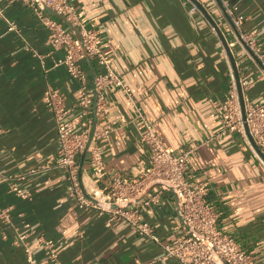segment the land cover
I'll list each match as a JSON object with an SVG mask.
<instances>
[{"label": "crops", "instance_id": "1", "mask_svg": "<svg viewBox=\"0 0 264 264\" xmlns=\"http://www.w3.org/2000/svg\"><path fill=\"white\" fill-rule=\"evenodd\" d=\"M219 1L69 0L80 23L99 31L112 69L162 142L178 154L192 150L186 176L208 188L218 230L264 264V165L236 133L209 141L221 128L230 67L235 78L248 77L251 103L264 101V76L237 50L232 52L236 71L225 57L209 20L224 39L231 38ZM225 1L237 7L241 29L256 31L264 41V0ZM192 4L199 12L190 11ZM0 9V174L6 178L0 181V264H29L28 254L37 264H53L51 254L61 264H179L124 221L107 225L106 214L77 209L61 171L29 174L54 163L57 152L52 115L42 102L45 89H58L70 107L78 85L63 67L52 69V58L61 52L48 55L46 29L33 12L20 3H0ZM5 20L16 30H8ZM82 66L89 80L99 71L94 60ZM106 101L100 125L108 133L99 141L106 176L94 183L86 155L80 156L86 187H102L109 177L141 179L150 168L130 101L114 88ZM13 186L28 197L18 196ZM157 191L153 186L145 197ZM160 192L161 203L139 210L167 245L180 223L171 193Z\"/></svg>", "mask_w": 264, "mask_h": 264}, {"label": "built area", "instance_id": "2", "mask_svg": "<svg viewBox=\"0 0 264 264\" xmlns=\"http://www.w3.org/2000/svg\"><path fill=\"white\" fill-rule=\"evenodd\" d=\"M219 2L231 37L225 42L232 57V52L237 50L244 61L252 64L264 76V41L258 40L256 31L244 32L241 29L242 18L236 15V6H229L225 0ZM0 3L7 6L20 3L33 12L46 29V44L51 48L48 55L61 52L60 57L52 58V69L63 67L78 85L77 100L70 107L66 106L65 96L58 89L50 86L45 89L42 102L52 115L57 134V152L54 163L32 169L29 174L61 171L69 184L68 195L77 209L106 214L107 225L124 221L139 237L159 245L167 258L179 264H258L256 258L242 249L231 236L218 230L217 213L206 200L208 188L203 184L193 185L186 176L192 150L178 154L154 132L141 107L133 101L131 90L112 69L111 58L101 49L99 31L95 26L81 24L69 0H0ZM190 11L199 12V9L192 4ZM46 13L59 19L46 17ZM5 21L8 30H16L12 22ZM33 54L42 58L36 52ZM224 54L229 61L226 51ZM89 60H94L99 69L90 80L82 66L83 62ZM230 75L228 93L221 107V128L209 141L220 140L227 133H236L264 165L249 139L264 156V101L253 105L247 95L251 86L248 77L238 78L242 112L231 67ZM112 88L122 91L132 105L134 118L142 127L141 140L148 149L150 168L141 179L109 177L102 187L94 184L86 187L80 175V156L86 155L94 183L106 176L99 141L108 131L101 127L100 122L105 117L106 97ZM3 180L6 181V178L0 174V181ZM153 186H157L159 191L145 197ZM162 189L171 193L180 223L178 236L167 245L160 243L159 236L139 210L140 207L151 208L161 203ZM12 190L21 198L28 197L16 186ZM51 257L53 264H61L55 254H51ZM27 261L37 264L30 254Z\"/></svg>", "mask_w": 264, "mask_h": 264}, {"label": "water", "instance_id": "3", "mask_svg": "<svg viewBox=\"0 0 264 264\" xmlns=\"http://www.w3.org/2000/svg\"><path fill=\"white\" fill-rule=\"evenodd\" d=\"M209 20H210L211 24L213 25V27L215 28V30H217V33H218V35L220 36V39H221L222 44H223V46H224V48H225V50H226V53H227L228 56H229V60H230V62H231V64H232V67H233L234 70H235V62H234V60H233V57H232V55H231L229 49L227 48V45H226L225 39L223 38V36H222L221 33L219 32V30L217 29L215 23L212 22V20H211L210 18H209ZM235 71H236V70H235ZM235 80H236L237 90H238V96H239V100H240V104H241L242 112H243L242 96H241V90H240V87H239V84H238V77H237V76H236ZM249 139H250V142H251L252 146L254 147L255 151L257 152V154H258V155L263 159V161H264V156H263V155L259 152V150L254 146V143H253L252 139H251L250 137H249Z\"/></svg>", "mask_w": 264, "mask_h": 264}]
</instances>
